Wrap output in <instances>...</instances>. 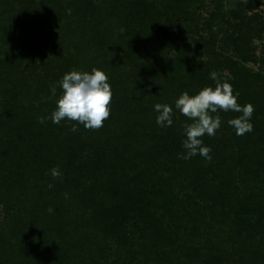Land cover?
<instances>
[{
	"label": "trees",
	"instance_id": "1",
	"mask_svg": "<svg viewBox=\"0 0 264 264\" xmlns=\"http://www.w3.org/2000/svg\"><path fill=\"white\" fill-rule=\"evenodd\" d=\"M254 1L215 6L200 30L193 0H0V264H95L101 241L115 242L114 264H264V11L248 16ZM93 68L113 91L104 126L40 124L62 94L48 99L50 86ZM212 73L254 106L253 131L237 136L227 121L239 114L220 112L217 135L203 137L212 160L179 159L191 121L176 111L161 128L154 105L214 88ZM184 224L202 232L197 247L179 243Z\"/></svg>",
	"mask_w": 264,
	"mask_h": 264
},
{
	"label": "clouds",
	"instance_id": "2",
	"mask_svg": "<svg viewBox=\"0 0 264 264\" xmlns=\"http://www.w3.org/2000/svg\"><path fill=\"white\" fill-rule=\"evenodd\" d=\"M210 78L216 81L214 88L205 87L194 95L185 91L175 100L174 108L169 104L154 105L156 124L161 128L173 126L176 111L191 121L184 127V151L178 154L179 159L187 161L200 156L205 161L212 160V149L204 144L203 137L217 135L223 123L220 112L239 114L227 121L237 136L253 131L251 120L254 106L251 103H238L239 93L234 92L227 80L220 82L215 73L210 74ZM57 87L62 90V94L56 99V107L51 114L39 118L40 124L51 120L53 124L60 125L62 121L69 120L83 125L86 130H99L104 126V122L110 117L113 98L109 77L104 71L93 68L91 72L72 70L65 73L60 81L50 86L51 95L48 99L56 97ZM76 124L72 126V132L78 131ZM50 174L53 179H62V172L58 167L52 168ZM48 187L51 188L52 185L49 184ZM53 211L51 207L48 208L50 214Z\"/></svg>",
	"mask_w": 264,
	"mask_h": 264
},
{
	"label": "rangeland",
	"instance_id": "3",
	"mask_svg": "<svg viewBox=\"0 0 264 264\" xmlns=\"http://www.w3.org/2000/svg\"><path fill=\"white\" fill-rule=\"evenodd\" d=\"M237 1H241V5H245V7H246V5L248 6V3L250 2V0H196V2H195V0H193L192 5L190 7L189 6L188 7H189L190 11L196 10L197 15L200 16V17H197L196 21L198 22L199 29L202 30V28L205 27L206 20L209 19L211 13L215 9V6H218L222 11H225V10L230 9V4H235ZM263 1L264 0H255L254 2L256 3L257 7L254 9L249 8L250 10H247V15L252 16L255 14H260L262 11H264ZM233 7H234V9L238 8L236 5H234ZM213 29L216 32V29H218V28L216 27ZM199 33L201 36H203L205 38H207V36H208L207 32L200 31ZM260 44H261V42L256 41V40L254 41V46L257 48V54L258 55H260L259 54L260 53L259 52ZM189 45L191 46V45H193V43L190 42ZM198 60H200L202 62H206L208 60V58L206 57V55H203V56H200L198 58ZM248 67L254 72L258 71L257 66L248 65ZM86 212H89V211H86ZM88 215L89 214L84 216L83 210H79V212H77V216L80 218L79 222L82 221L83 216L87 218ZM1 217L2 216H1V212H0V219H1ZM184 223L187 224L186 222H184ZM185 224L182 226V228H180V229H182L181 230L182 232H181V236L179 238V240H180L179 243L182 242L184 244H187L189 248L197 247L199 245V243H201L202 240L204 239L202 232L199 234L198 237H195V236L191 235L190 229L187 226H185ZM186 229H188V230H186ZM125 234L129 235V228H126ZM142 245L144 246L143 243H142ZM99 247H100V250L102 252L101 254H103V256L98 255L96 257V263L95 264H114L113 261H115V260L113 257V252H115V250L118 251L115 242L101 241V245ZM166 250L167 249H165L164 252ZM159 254H161L160 251H159ZM181 258H182V256H181ZM160 259H163L162 255L160 256L159 260ZM137 261L138 262H135V264H146V262L149 263V261H147V259L143 256H138ZM171 261H172V263L168 262V260L166 262H165V260L164 261L160 260L159 262H160V264H164V262L166 264H177L175 257H174V260L172 259ZM150 264H154V262H150ZM180 264H182V263H180ZM183 264H186L185 261L183 262Z\"/></svg>",
	"mask_w": 264,
	"mask_h": 264
}]
</instances>
